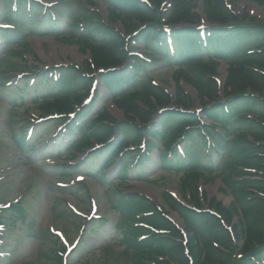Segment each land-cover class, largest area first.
Returning <instances> with one entry per match:
<instances>
[{
    "label": "trees",
    "instance_id": "obj_1",
    "mask_svg": "<svg viewBox=\"0 0 264 264\" xmlns=\"http://www.w3.org/2000/svg\"><path fill=\"white\" fill-rule=\"evenodd\" d=\"M2 1L5 6L2 16L6 23L18 24L10 30H2L7 44L10 39L19 38L27 29L32 30L18 21L36 22L37 28L41 30V16L52 12L36 0ZM86 1L95 7L93 0ZM171 1L170 12L163 15L160 7L163 0H149V3L142 0H107L111 16L121 21L127 29L125 35L105 23L94 10L75 18L71 23L74 28L88 26L80 38L82 49L89 52L91 59L82 66L66 70L67 82L50 90L31 108L58 115L75 111L76 105L82 108L90 83L99 78L113 97L114 104L126 114L125 124H121L120 128L121 138L118 136V140L111 141L118 122L108 111L103 110L87 125L84 139L76 143L75 148L89 146L92 142L102 145L105 149L90 159L107 154L101 167L105 164L109 167L120 158L123 163L122 175L127 176V170L131 171L135 166L142 167L152 149L150 141L146 150L137 153L128 148L140 145L143 140V126L151 120V109L165 108L171 104L170 94L165 88L153 81L142 79L144 81L140 82L142 74L146 73L150 65L154 66L155 61L174 62L177 65L173 77L176 83L175 97L180 108L167 111L162 117L161 129L147 131V136L155 142H162L164 135H159L169 130L163 140L162 165L165 168H172L167 162L175 157L168 158L176 150L174 145L185 142V159L189 162L183 166L182 185L196 210L172 199L171 195L169 207L184 220L188 234L192 236L188 239L191 254L187 253V243L179 228L154 209L151 213L155 214L151 218L150 214L146 215L149 212L143 214L144 219H151L156 226V232L147 237L149 241L146 245L140 246L145 252L142 255L149 256V260L138 258L136 264H264V24L248 20L244 13H235L225 0H202L208 25L200 28L198 14L194 12L195 5L191 0ZM253 1L264 4V0ZM14 4L16 9H13ZM64 16L69 14L64 13ZM46 17L48 19L50 16ZM201 29L206 33L204 37L200 34ZM69 30L72 31L73 27L70 26ZM41 32L51 34L53 31ZM129 35L134 37L132 42H141L149 50L152 54L149 60L131 54ZM173 44L176 55L170 54ZM23 47L31 51L29 43H24ZM219 59L228 63L222 97L217 94L215 79ZM11 63L15 64L13 61ZM181 79L193 85L201 97L207 98V101H203L201 115L190 111L189 98L179 84ZM92 105L83 107L84 112L78 117L83 119L93 110ZM252 115L253 119L249 118ZM204 118L213 123H204ZM71 125L72 122L68 126ZM82 125L78 128L81 129ZM231 125L236 129L232 138ZM218 126L224 132H219ZM243 127L245 130H242ZM228 137L238 148L235 150L236 158L220 171V178L224 189L230 190L234 196V201L228 207L221 202L214 204L213 200L209 203L218 217L232 225L229 237H225L213 229L201 228V221L207 219V212L202 209L200 198L205 193L201 192L199 183L201 177L206 181L205 174L214 175L215 168L208 163L212 159L211 150L218 154L219 149L226 150L228 147V151L231 150L232 145L227 146ZM29 148L27 153L30 155L33 146ZM196 156L202 160H197ZM71 157L69 154L66 156ZM234 212L239 215V219L232 224ZM238 227L241 228L242 243L236 253L234 235H240ZM145 229L143 227L141 230L140 227L136 232L140 234ZM128 241H132L133 249L137 251L134 238L129 237ZM199 244L203 255L201 260L193 255L199 249ZM162 246L169 248L157 256L153 251ZM193 249L197 250L193 252Z\"/></svg>",
    "mask_w": 264,
    "mask_h": 264
},
{
    "label": "rangeland",
    "instance_id": "obj_2",
    "mask_svg": "<svg viewBox=\"0 0 264 264\" xmlns=\"http://www.w3.org/2000/svg\"><path fill=\"white\" fill-rule=\"evenodd\" d=\"M41 1L47 4L44 5L46 9L52 10L46 15L50 16L48 19L41 17L45 28L40 31L27 30L19 38L10 39L7 46L0 44V264H136L138 258L149 260V256L142 255L145 252L140 246L146 245L149 241L147 237L153 230L156 231V226L151 219H144L143 214L151 213L154 209L171 220L185 235V246L190 255L188 239L192 236L188 234L181 217L169 207V195L176 201L189 202L188 193L182 185L183 166L189 160L187 163L170 162L172 168H165L159 163L163 140L169 130L159 135H164L162 142L150 141L152 149L144 166L139 169L136 167L131 172L127 170V176H123L121 160L118 159L112 166L108 167L107 164L101 167L104 155L95 160L90 159L103 149L94 142L75 148L76 143L84 139L87 125L103 110H107L114 119L125 122L124 110L113 103L100 81H97L94 91L96 96L90 101L94 104L93 110L76 123L78 126L84 123L81 129L78 126L73 129L72 126L68 127V123L75 120V114L57 116L46 110L31 108L50 90L67 82L66 70L82 66L91 59L90 54L82 49L80 38L88 26L74 28L71 23L75 18L95 10L105 23L123 35L127 33L121 21L109 13L107 0H93L94 8L86 0ZM191 1L195 5L194 12L198 14L199 26H204L203 1ZM171 2L163 0L161 14L170 12ZM225 3L235 13L246 14L248 20L264 24V4L253 0H225ZM64 13L69 16H64ZM36 25V22H28L29 27L35 28ZM70 26L73 27L72 31L69 30ZM42 30L53 32L44 34ZM131 35L127 36L131 53L143 60L152 57L141 42H132L134 37ZM22 42L29 43L31 51L24 49ZM154 63L142 74L140 82L153 81L165 88L170 94L171 104L168 109H151L152 120L142 132L143 141L147 143L150 140L146 137L147 131L156 127L159 130L162 116L167 111L180 108L176 103V83L173 78L177 65L159 60ZM227 68L226 60L220 59L215 70L219 95H223ZM26 70L38 73H21ZM179 84L189 98L190 110L197 111L203 101H207L193 85L183 79ZM75 109L77 115L82 111L81 106H75ZM204 122L211 124L206 119ZM233 127L231 125V138L236 133ZM119 132L116 127L115 139L120 137ZM70 133L73 135L70 136ZM60 138L62 140L58 141ZM227 141V146L232 145L230 151L228 147L226 150L219 149V154L211 150L212 159L208 163L215 168L214 177L205 174L206 181L200 183L206 203L213 200L214 204L221 202L225 207L234 201V196L230 190L224 189L220 171L236 158L235 150L238 148L229 137ZM179 145H175L177 150L182 149ZM32 146L33 151L29 155L27 151ZM135 149L138 151L140 148ZM68 154L72 157L66 158ZM196 159L202 160L199 156ZM103 172L106 175L102 177ZM201 180L204 179L201 177ZM200 199L206 206L204 197ZM8 202L10 207L5 206ZM154 214L151 213L149 218ZM205 217L207 219L201 221V228L213 229L218 235L229 237L223 218L212 210L207 211ZM232 217L233 223L239 219L236 212ZM139 223L149 229L137 233L140 227L141 230L143 228ZM237 229L240 234L241 228ZM139 236L142 239L138 240ZM241 236H234L236 253L242 243ZM129 237L134 238L137 251L133 249L132 241H128ZM198 246V250L193 249V252L197 250L193 255L201 260V245ZM162 247H156L153 252L158 256L169 248Z\"/></svg>",
    "mask_w": 264,
    "mask_h": 264
}]
</instances>
